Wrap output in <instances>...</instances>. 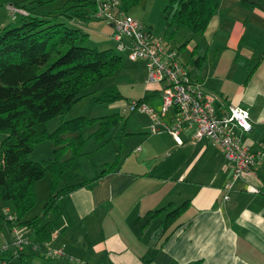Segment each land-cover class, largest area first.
Returning a JSON list of instances; mask_svg holds the SVG:
<instances>
[{
  "label": "crops",
  "instance_id": "0c3cea01",
  "mask_svg": "<svg viewBox=\"0 0 264 264\" xmlns=\"http://www.w3.org/2000/svg\"><path fill=\"white\" fill-rule=\"evenodd\" d=\"M184 44L191 54L181 64L217 97L215 113L221 115L229 105L247 108L253 130L238 135L252 149L264 147V0H218L205 32H188ZM194 60H200L199 68ZM163 118L159 141L141 139L121 165L94 178L69 172L71 180L81 178L75 184L102 177L62 200L60 235L49 247L63 249L65 256L53 264H264V157L226 191L234 164L222 148L206 140L195 143L193 130L184 132L183 145H177L163 134L172 115ZM137 132L149 134L150 128ZM191 147L213 158L170 162L176 149ZM165 162L168 168L160 170ZM208 166L213 172L207 175ZM186 202L184 213L166 225L170 212ZM33 255L26 248L16 261L31 264L24 258Z\"/></svg>",
  "mask_w": 264,
  "mask_h": 264
},
{
  "label": "trees",
  "instance_id": "16d2710c",
  "mask_svg": "<svg viewBox=\"0 0 264 264\" xmlns=\"http://www.w3.org/2000/svg\"><path fill=\"white\" fill-rule=\"evenodd\" d=\"M35 1L44 6L58 0ZM121 2L122 10L128 13L140 0ZM63 8L62 14L40 17L25 6L18 7L25 12L21 13L20 25L7 26L0 34V200L6 204L11 202L15 211L14 217H8V210L3 211L0 219L6 222L12 236L15 228H22L28 240L22 251L15 249L0 254V263L26 264L16 259L22 260V253L32 238L46 246L41 254L43 258H48L47 248L60 235L61 199L102 177L88 184L65 185L58 190L57 186L64 183L63 178H69L76 159L62 160L71 144L70 138L65 136L79 131L95 119L80 117L67 121L52 133H49L47 124L63 118L73 105L89 95L86 93L89 89L116 75L122 69L123 59L113 49L101 51L84 46L88 35L80 26L73 27L56 20L60 15H65L74 24H87L95 18L101 20L96 16V0H66ZM217 9L218 0H171L165 8V15L173 33L183 29L200 35L207 29ZM187 45H182L179 52ZM199 64L200 60L193 61V67L199 68ZM120 98V93H107L104 102ZM137 102H147V99ZM117 115L111 116L103 127L108 128L112 123L116 125ZM103 127L100 129L102 132L105 131ZM47 140L54 143L56 158L45 163L29 159L35 144ZM48 172L53 179L51 196L41 216L27 219L38 202L37 183ZM188 205L189 202H186L172 210L166 225L181 216ZM38 248L36 246L34 250Z\"/></svg>",
  "mask_w": 264,
  "mask_h": 264
},
{
  "label": "rangeland",
  "instance_id": "374dc122",
  "mask_svg": "<svg viewBox=\"0 0 264 264\" xmlns=\"http://www.w3.org/2000/svg\"><path fill=\"white\" fill-rule=\"evenodd\" d=\"M171 0H140V2L132 7L127 13L130 17L139 22L145 32H151L154 35V40L163 41L166 47V52L178 49L183 45L184 39L188 32L181 29L173 33L169 29V20L165 15V8L170 4ZM66 0H58L55 3L40 6L35 0H0V34L3 33V29L7 26L17 27L20 25V18L22 16L21 9L18 7L25 6L34 15L43 17L56 13H63L64 4ZM56 20L67 22L73 27H78L87 34L84 46L98 49L109 50L113 49L119 53L122 57V69L113 77L103 80L100 84L89 89L86 93L88 96L77 102L71 107L63 118H57L47 124L49 133L54 132L59 127L63 126L64 122L72 121L74 119L83 117L85 119H95L92 123L83 125L79 131L73 132L69 136L70 149L64 153L62 160L75 157V164L70 169V173H80L81 177L94 178L97 174L100 175L103 170H110L122 164L128 155H132L129 150L138 143L142 145L141 139L146 141L150 138L161 137V134L152 133V127L158 128L157 122L153 121L150 115L141 113L139 111L132 113L130 103L139 101L140 99L148 98L147 105L159 114L163 107L162 98V86L160 84H147L146 77L148 70L146 68V62L144 60L131 61L130 55V41L125 36L116 32V30L110 28V25L96 18L89 23L74 24L65 15H60ZM121 36L127 45V48L123 51L118 49V43L114 40V37ZM185 46L179 52L180 63H188L191 51ZM168 49H170L168 51ZM85 93V94H86ZM107 93H120L122 98L114 102H104ZM117 115V124L112 123L108 128L103 127V123L108 122V119ZM164 119L159 115L160 122H164ZM150 128L149 134H142L137 132L138 129L143 130L144 127ZM105 128V131H100L101 128ZM160 128V127H159ZM158 128V129H159ZM165 133V134H164ZM127 134V135H126ZM164 135L168 134L163 132ZM140 139V141H139ZM166 143V138H163ZM137 140V141H136ZM174 142L173 138L171 139ZM157 140L153 139L151 143L156 145ZM175 143V142H174ZM192 146L191 144H187ZM214 147L213 145L209 146ZM216 147V146H215ZM217 148V147H216ZM141 149L139 148L137 153ZM219 150V149H218ZM136 153V154H137ZM78 154H82L78 156ZM172 158L170 162H175L177 159H182L185 156H189L191 160H199L201 162L212 159V155L209 152L205 154L193 152L192 147L187 151H179L176 149L172 152ZM55 146L51 140L37 143L34 146L33 152L29 155V159L39 163H45L53 161L56 158ZM171 163H169L170 165ZM161 165V164H160ZM167 162L162 164L160 170H166L168 167ZM213 172V168L210 166L206 169V174ZM60 183L57 189H62L65 185H72L81 180L70 179ZM53 183L51 173H47L45 178L37 183L36 195L37 205L28 213L27 219H31L35 216H41L44 210L45 203L51 196V186ZM57 192V191H56ZM60 201V204L62 203ZM8 210V217H14L15 211L11 202L3 203L0 200V215L3 211ZM183 214V213H182ZM11 235L9 228L5 221L0 219V246L10 240ZM34 245L39 246L34 251ZM28 251L35 252V255L31 259L24 258L25 262L31 260L34 264H53L52 258H43L42 252L46 249V246L39 244L35 239H32L27 247ZM42 249V250H41ZM52 249H58L52 247Z\"/></svg>",
  "mask_w": 264,
  "mask_h": 264
},
{
  "label": "built area",
  "instance_id": "2783aa9c",
  "mask_svg": "<svg viewBox=\"0 0 264 264\" xmlns=\"http://www.w3.org/2000/svg\"><path fill=\"white\" fill-rule=\"evenodd\" d=\"M96 16L111 25L116 32L130 41V60H144L148 74L147 84L162 86L163 107L159 114L147 105V102L130 103L131 112L137 111L150 115L161 127L159 115H172V125L165 126V132L171 135L177 145H183L182 134L193 130L192 140L195 143L203 140L219 145L230 163L234 164V175L225 187L232 191L235 183L249 173L258 164V158L264 157V147L252 149L245 144L238 132L247 134L253 130L250 113L242 106L229 105L221 115L215 113L213 104L217 100L214 94L207 93L204 87L192 79L189 70L178 60V52H166L160 40H154L143 26L122 10L121 0H96ZM25 13L22 10L19 11ZM118 49L127 48L121 36L114 37ZM158 127V128H159ZM152 127V133H160L161 129ZM257 191V189L252 188ZM225 199H229L225 196ZM58 232H56L57 234ZM13 239L0 246V254L10 250L22 251L28 240L25 230L15 228ZM47 257L58 259L65 256L63 249L47 248ZM0 264H5L4 262Z\"/></svg>",
  "mask_w": 264,
  "mask_h": 264
}]
</instances>
